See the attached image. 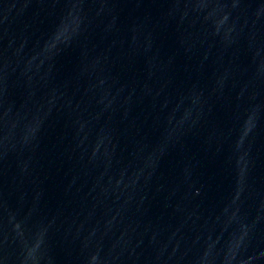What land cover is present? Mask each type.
<instances>
[{
    "label": "water",
    "instance_id": "water-1",
    "mask_svg": "<svg viewBox=\"0 0 264 264\" xmlns=\"http://www.w3.org/2000/svg\"><path fill=\"white\" fill-rule=\"evenodd\" d=\"M0 264H264V0H0Z\"/></svg>",
    "mask_w": 264,
    "mask_h": 264
}]
</instances>
